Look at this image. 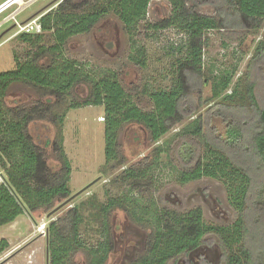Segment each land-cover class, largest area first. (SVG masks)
I'll return each instance as SVG.
<instances>
[{
  "label": "trees",
  "instance_id": "obj_1",
  "mask_svg": "<svg viewBox=\"0 0 264 264\" xmlns=\"http://www.w3.org/2000/svg\"><path fill=\"white\" fill-rule=\"evenodd\" d=\"M152 1L95 0L87 10L79 12L73 0H66L56 11L41 18L43 34L21 35L24 43L36 47L43 42L44 34L53 33L55 44L50 48L40 47L39 53L25 62L15 57L16 68L0 73V169L6 174L0 185V227L16 222L25 213L52 207L57 200H66L72 195V165L64 153L63 139L59 142L62 176L49 182V167L26 133L30 116L25 114L19 121L10 118L5 100L13 84L32 85L63 100L73 88L88 82L91 85L89 98L82 105H72V109L104 107L105 154L109 163L118 157V134L125 125L143 126L151 141L158 143L178 122L196 114L195 109H188L192 102L187 90L192 77L202 78L203 48L207 45L202 39L206 32L226 26L244 28L251 23L259 28L264 20V0H168L174 7L172 17L163 24L151 25V30L177 29L189 41L171 47L172 54L179 56V77L170 90L146 91L154 109L145 112L125 92L117 73L108 71L99 79L93 78L77 62L66 58L64 48L71 38L91 33L112 14L131 34L146 20ZM188 2L194 9L188 7ZM205 6L216 7L222 21L195 11ZM226 6L233 10V15L223 9ZM133 49L131 60L147 67L143 48L134 45ZM48 53L52 61L42 66L40 58ZM234 76V71H225L209 78L211 98L219 102L205 117L193 119L183 129L176 149L181 164L179 182L187 184L203 178L223 182L237 215L234 224L209 226L200 209L185 215L165 211L152 213L134 201L130 206L134 220L152 225L155 235L146 256L133 264H169L206 244L211 235L219 240L227 264H264V100L259 92L264 91V40L250 62L244 87L239 84L227 94ZM216 119L225 123L224 130L214 125ZM63 121L61 118L60 122ZM166 151L159 147L158 157ZM127 173V179L139 176L132 170ZM120 202L109 199L103 203L93 195L87 202L74 206L71 212L73 236L67 241L59 235L57 223H53L48 234L49 264H66L71 252L78 248L90 254V264H105L112 247L108 217L113 209L121 206ZM84 210H89L88 218L83 215ZM87 219L99 224L100 238L95 246L88 245L80 237L79 229L87 224ZM8 248L6 239L0 241V256Z\"/></svg>",
  "mask_w": 264,
  "mask_h": 264
},
{
  "label": "rangeland",
  "instance_id": "obj_2",
  "mask_svg": "<svg viewBox=\"0 0 264 264\" xmlns=\"http://www.w3.org/2000/svg\"><path fill=\"white\" fill-rule=\"evenodd\" d=\"M6 1L0 0V5ZM64 1L38 0L19 15L16 14L17 6L0 15V73L16 68L15 57L25 62L39 53L40 47L50 48L55 44L53 33L44 34L43 42L36 47L24 43L20 37L26 34L22 31L29 22L41 20L48 12L56 11ZM73 2L81 12L87 10L86 7L95 0ZM187 5L194 9L192 3L188 2ZM224 8L228 15H233L232 9L227 6ZM173 9L168 0L152 1L146 20L131 34L112 14L91 33L71 38L64 48V54L93 78L99 79L108 71L117 73L132 101L143 111L152 112L154 105L146 91L151 93L171 89L179 77V56L172 54L171 47L189 41L177 29L151 30V25L169 20ZM195 11L222 21L214 6L195 8ZM202 40L207 42L203 48L202 78L192 77L190 89L187 90L192 102L188 109H195L196 114L178 122L158 143L151 141L143 126L125 125L118 134V157L109 163L105 154L104 107L72 109V105H82L89 98L91 85L88 82L73 88L63 100L32 85L18 83L9 88L5 104L10 111V118L19 121L25 114L30 116L26 133L49 167V182L62 176L63 160L59 142L63 139L64 153L72 165V195L69 199L57 200L52 207L25 213L16 222L0 227V241L6 239L9 242V248L0 256V264H49L50 226L57 223L58 233L63 240L72 238L71 212L74 206L87 202L93 195L103 203L109 199L121 201V206L113 209L108 217L112 247L105 264L137 263L151 247L154 228L149 223L134 220L130 208L134 201L152 213L165 211L185 215L200 209L204 222L209 226L234 224L237 215L223 182L208 178L187 184L179 182L181 164L176 149L181 142L179 134L183 129L193 119L203 117L219 102L211 98L210 83L207 81L212 75L235 72L232 88L227 94L239 84L241 88L244 87L250 62L257 46L264 40V20L260 22L259 28L251 23L244 28L226 26L206 32ZM134 45L145 51L147 67L143 68L131 60ZM51 61L49 53L40 58L42 66H47ZM259 92L264 100V91ZM61 118L64 119L63 123L60 122ZM214 125L221 131L225 128L221 119H216ZM159 147L167 150L160 157L157 155ZM129 170L135 171L138 178L127 179ZM5 176V171L0 169V185L4 183ZM124 200L129 201L125 203ZM83 215L88 218L89 210H84ZM86 223L79 229L80 237L88 245L95 246L100 238L97 231L99 224L90 219ZM206 240V244L197 250L169 264H227L219 240L213 235ZM90 261V254L78 248L71 252L66 264H90Z\"/></svg>",
  "mask_w": 264,
  "mask_h": 264
},
{
  "label": "built area",
  "instance_id": "obj_3",
  "mask_svg": "<svg viewBox=\"0 0 264 264\" xmlns=\"http://www.w3.org/2000/svg\"><path fill=\"white\" fill-rule=\"evenodd\" d=\"M11 0H8L4 2L2 5H0V15L4 12L10 10L14 6L18 7V10L16 11V14L19 15L22 13L25 9L31 7L34 3H36L38 0H20L19 4L11 3ZM23 5V6H22ZM15 19V17H13ZM26 34H41L43 32L42 25L40 22V19H34L31 22H29L24 28L23 31Z\"/></svg>",
  "mask_w": 264,
  "mask_h": 264
},
{
  "label": "bare ground",
  "instance_id": "obj_4",
  "mask_svg": "<svg viewBox=\"0 0 264 264\" xmlns=\"http://www.w3.org/2000/svg\"><path fill=\"white\" fill-rule=\"evenodd\" d=\"M12 2H13V3H16V4H19V3H20V0H13V1L10 2V4H11ZM22 6H23V5H22ZM16 16H17V15H16Z\"/></svg>",
  "mask_w": 264,
  "mask_h": 264
},
{
  "label": "flooded vegetation",
  "instance_id": "obj_5",
  "mask_svg": "<svg viewBox=\"0 0 264 264\" xmlns=\"http://www.w3.org/2000/svg\"><path fill=\"white\" fill-rule=\"evenodd\" d=\"M202 246H203V245H202ZM200 247H201V246H200ZM200 247H199V248H200ZM203 262H205V261H203Z\"/></svg>",
  "mask_w": 264,
  "mask_h": 264
},
{
  "label": "water",
  "instance_id": "obj_6",
  "mask_svg": "<svg viewBox=\"0 0 264 264\" xmlns=\"http://www.w3.org/2000/svg\"><path fill=\"white\" fill-rule=\"evenodd\" d=\"M11 1H13V0H11ZM11 1H10V2H11ZM12 3H13V2H12Z\"/></svg>",
  "mask_w": 264,
  "mask_h": 264
}]
</instances>
